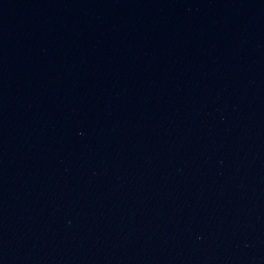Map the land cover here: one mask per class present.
<instances>
[{"label": "water", "instance_id": "95a60500", "mask_svg": "<svg viewBox=\"0 0 264 264\" xmlns=\"http://www.w3.org/2000/svg\"><path fill=\"white\" fill-rule=\"evenodd\" d=\"M0 264H264V0H0Z\"/></svg>", "mask_w": 264, "mask_h": 264}]
</instances>
